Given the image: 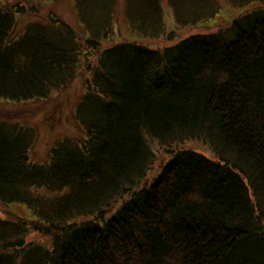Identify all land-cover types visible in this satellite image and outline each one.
<instances>
[{
	"label": "trees",
	"instance_id": "16d2710c",
	"mask_svg": "<svg viewBox=\"0 0 264 264\" xmlns=\"http://www.w3.org/2000/svg\"><path fill=\"white\" fill-rule=\"evenodd\" d=\"M253 1L264 3L238 0ZM122 2L135 39L167 35L161 0H73L82 31L52 13L17 36L29 9L0 0V99L47 98L88 76L75 108L84 136L58 138L45 163L30 158L25 115L0 118V201L33 213L0 216V264H264V6L152 47L113 40ZM193 9L176 26L194 25ZM151 138L205 140L216 160L182 144L147 181Z\"/></svg>",
	"mask_w": 264,
	"mask_h": 264
},
{
	"label": "rangeland",
	"instance_id": "374dc122",
	"mask_svg": "<svg viewBox=\"0 0 264 264\" xmlns=\"http://www.w3.org/2000/svg\"><path fill=\"white\" fill-rule=\"evenodd\" d=\"M32 1L36 6L33 7L30 5ZM72 1L29 0L26 2L23 0H1L4 6L10 8H15L16 5H23L27 10L29 9L25 13H16V25L12 30L14 36L19 35L24 30L29 20L36 19L45 21L52 13L68 22L77 31H82L83 28L79 24L80 22ZM161 1L167 11L165 23L169 32L166 36L150 39L149 37H145L147 38L146 41L144 37H141L143 40L135 39L136 34L131 33L129 22L124 13L125 6L122 2L118 7L117 22L119 24L117 35L115 33L113 34V40H129L134 38L130 41L149 43V46L152 47H163L177 43L190 34L217 31L219 28L221 29L229 25L234 17L242 15L244 12L260 5L264 6V3L261 2L253 1L248 4H241L238 0H186L181 5H173L170 3V0ZM193 7L199 8L197 11L199 14L197 16L200 19L194 25L189 24L190 26L185 25L184 27L176 26L175 21L179 13L181 16L187 17L189 14H192L191 10H194ZM193 17L196 18V15ZM110 44L111 42H105L104 46ZM87 77L84 69H79V72L75 75L69 86L62 88V90L52 92L47 98L30 99L23 102L0 99V118L10 117L12 120H23V117H19L23 113L25 115V123L34 128L36 127V138L30 149V158L33 161L42 162L47 160L50 149L58 138L84 136V130L75 116V106L85 91ZM200 140H187L185 143L174 144L169 147L161 144L158 139L151 138V147L156 154L152 174L159 170L161 164L165 163L171 157L174 150L181 148L182 144L184 148H194L210 157H214L210 145L205 140ZM34 192L41 193L45 197H54L55 195L53 191L44 187L35 188ZM17 215L26 218L33 217L31 210L22 203H5L0 201V216L13 218ZM27 239L29 241L43 242L46 245H50L51 243V241L47 243L51 237L33 230L29 231Z\"/></svg>",
	"mask_w": 264,
	"mask_h": 264
},
{
	"label": "bare ground",
	"instance_id": "6f19581e",
	"mask_svg": "<svg viewBox=\"0 0 264 264\" xmlns=\"http://www.w3.org/2000/svg\"><path fill=\"white\" fill-rule=\"evenodd\" d=\"M2 21V22H1ZM1 21H0V27L2 26V23H4V21L1 19ZM16 25V19L14 20V26ZM132 33V32H131ZM134 34V33H133ZM16 39V37H10V39L9 40H15ZM156 78V77H155ZM139 81L142 83V85H144V86H146V87H148V88H151V89H153V88H155V87H161L162 86V81H160V82H158V83H152V81H151V79H150V77H148V76H145V75H140L139 76ZM4 100H7V99H4ZM7 101H9V100H7ZM77 105H78V103L76 104V106L75 107H77ZM29 127H31V128H33L35 131L37 130L36 129V127L34 128L33 126H31V125H28ZM37 132V131H36ZM67 137V136H66ZM36 138V137H35ZM35 138H34V140H35ZM34 140H33V142H34ZM32 144V143H31ZM54 145V144H53ZM53 147V146H52ZM52 147H51V149H52ZM51 149H50V152H49V156H48V158H47V160H49V158H50V155H51ZM206 155V154H205ZM208 158H210V159H212V160H216V158H215V155H214V157H210V156H208V155H206ZM47 160H45V161H42V162H38V163H45ZM158 171L159 170H157L155 173H151L150 175L151 176H154V175H156L157 173H158ZM151 176H148L147 177V181H149L150 179H151ZM146 182V180L144 181V183ZM2 218H8V217H4V216H1ZM28 220H32V218H27Z\"/></svg>",
	"mask_w": 264,
	"mask_h": 264
}]
</instances>
